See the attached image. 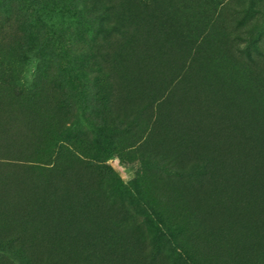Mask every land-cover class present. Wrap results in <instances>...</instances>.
I'll list each match as a JSON object with an SVG mask.
<instances>
[{"label":"rangeland","instance_id":"374dc122","mask_svg":"<svg viewBox=\"0 0 264 264\" xmlns=\"http://www.w3.org/2000/svg\"><path fill=\"white\" fill-rule=\"evenodd\" d=\"M66 1L57 9H37L38 3L29 2L28 16L39 30L32 32L24 77L30 81L35 72H43L62 90L71 112L67 134H86L95 149L91 162L104 171L91 179L68 171L35 178L29 168L6 164L9 159L4 158L0 195L20 196L22 188L43 184L38 192L45 204H30L22 227V240L35 255H46L59 239L80 259L83 254L76 249L89 251L98 241L94 231H99L132 243L136 251L156 244L154 264H187L139 198L138 174L143 166L154 165L141 149L158 151L159 140L180 151L186 164L205 155L223 164L226 175L264 179V0H102L120 22L121 32H91L93 27L83 24L88 19L82 8L91 3ZM94 51L112 53L111 62L105 63L113 68V77L118 75L112 105L127 104L131 111L147 105L152 129L145 146L136 144L134 153H127L133 133L99 121ZM160 110L173 121L171 131L153 123ZM14 131L11 141L21 139L28 150L36 145L32 127L16 124ZM133 154L136 158L131 159ZM89 197L103 201L105 211L96 212ZM15 201L20 198L10 203ZM84 255L85 264H97L91 250ZM13 263L22 264L16 259ZM115 263L142 264L135 254Z\"/></svg>","mask_w":264,"mask_h":264},{"label":"trees","instance_id":"16d2710c","mask_svg":"<svg viewBox=\"0 0 264 264\" xmlns=\"http://www.w3.org/2000/svg\"><path fill=\"white\" fill-rule=\"evenodd\" d=\"M82 1L91 3L82 7L88 19L83 24L92 26L91 32H121L120 22L111 14L109 5L102 0ZM29 2L38 3L37 9H57L68 1L0 0V159H9L6 164L17 163L29 168L35 178L68 171L74 176L83 173L91 179L94 173L104 170L91 162L95 149L86 134H67L65 123L71 112L62 98V90L48 82L43 72H35L30 81L24 77L32 32L39 30L37 22L28 16ZM91 11L92 17L89 16ZM111 54L109 51L91 54L97 55L92 63L98 71L95 96L99 121L102 126L115 127V130L120 127L121 133H133L130 138L133 141L127 144L132 149L127 153H134L136 144L137 147L146 144L147 131L152 129L151 118L145 115L147 105L136 106L133 111L127 104H120L119 108L112 105L111 95L118 86L114 77L118 75L113 77V68L105 67V63L111 62ZM132 77L133 81L134 74ZM22 79L24 83H20ZM157 115L153 123L158 122L164 131H171L173 121L167 114L160 110ZM16 124L33 128L36 145L31 150L20 143L21 139L10 140V135L19 131V128L14 131ZM122 141L123 137L117 143ZM144 148L141 152L154 165L143 166L138 174L139 198L157 217L187 264H264V179L226 175L223 164L212 155L216 161L201 155L186 164L181 161L180 151L165 147L159 140L158 151ZM16 160L26 161L18 163ZM246 163L250 168L254 166ZM39 184L22 188L20 196L0 195V264H14L13 259L22 264H78L79 261L85 264L84 253L90 250L97 264H116L117 258L134 254L141 258L142 264H154L158 254L156 244L149 250L136 251L132 243L99 231H94V240L98 241L93 242L89 251L76 249L83 254L80 259L59 239L44 256L29 251L22 240V227L28 218L27 207L45 204L43 194L38 192L43 184ZM14 197H19L20 201L11 204ZM87 201L91 205L93 201L96 212L105 211L98 197H89ZM18 210L21 215L15 212Z\"/></svg>","mask_w":264,"mask_h":264}]
</instances>
